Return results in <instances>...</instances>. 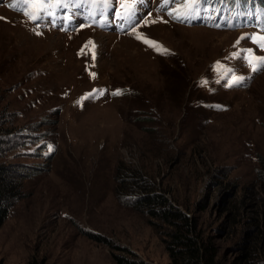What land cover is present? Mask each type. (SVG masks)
<instances>
[{
	"label": "rangeland",
	"instance_id": "1",
	"mask_svg": "<svg viewBox=\"0 0 264 264\" xmlns=\"http://www.w3.org/2000/svg\"><path fill=\"white\" fill-rule=\"evenodd\" d=\"M151 1L133 30L72 14L78 0L35 23L21 0H0L2 159L24 187L0 228V264H116L92 236L168 264L163 236L121 197L130 168L194 208L224 263L240 254L231 220L219 228L234 203L245 218L264 205V69L242 58L264 56L248 38L264 32L203 25L199 14L179 22L168 14L178 5ZM233 75L243 80L227 87Z\"/></svg>",
	"mask_w": 264,
	"mask_h": 264
},
{
	"label": "trees",
	"instance_id": "2",
	"mask_svg": "<svg viewBox=\"0 0 264 264\" xmlns=\"http://www.w3.org/2000/svg\"><path fill=\"white\" fill-rule=\"evenodd\" d=\"M226 1H230L231 7L236 10L235 18L253 11L252 8H248L244 0ZM257 4L263 7L264 0ZM6 138L4 129L0 125V228L7 220L14 204L22 198L24 190L23 181L13 177L9 165L2 159ZM262 172L264 177V169ZM120 177L126 189L121 193L124 203L148 217L149 224L163 236L162 240L170 257L168 264H228L220 259L212 238L204 232L203 220L193 214L194 208L177 199H170L163 186L137 170L132 168L128 171L122 170ZM221 186L222 193L225 197L228 196L226 185L221 184ZM237 196V193L232 195L228 204L231 205L232 199L237 200ZM202 206H205V203H202ZM243 207L241 201L238 204L234 203L230 208V216L226 215L219 228L220 230L227 228L231 220L232 229H237L236 236L230 234L234 231L229 235L233 239L237 237L234 239L235 248L240 254L230 264H264V205L259 209L255 204L249 213L252 215H247L246 218L241 213ZM244 219L248 220L247 225L244 224ZM240 226L243 227L242 230L241 228L239 230ZM92 237L110 247L116 264H153L108 238ZM30 264H38V261L34 259Z\"/></svg>",
	"mask_w": 264,
	"mask_h": 264
},
{
	"label": "snow or ice",
	"instance_id": "3",
	"mask_svg": "<svg viewBox=\"0 0 264 264\" xmlns=\"http://www.w3.org/2000/svg\"><path fill=\"white\" fill-rule=\"evenodd\" d=\"M21 2L32 9V12H25V15H28L34 23L43 19L45 15H54L53 13L49 12V9L52 7L59 8L70 6V0H21ZM85 2L90 5L107 6L112 2V0H78L77 6L82 5ZM72 3H77V0H72ZM170 3H175L178 5V7L174 8L172 11H169L168 14L177 21L183 22L185 19H190L191 17L198 15L202 10V6L206 3V0H164L163 6L167 7ZM138 4L139 0H121L119 5L122 9L120 18L131 23L133 30H135V24L132 22L135 20ZM215 26L218 27L219 25ZM248 38L251 39L253 43H256L259 48L264 49V35L254 34ZM137 39H141L144 43L149 44L157 51L162 52V54L168 51L167 49H163L162 46L158 45L157 42L151 41L147 37L137 34ZM241 39H244V37H241ZM237 44H239V41H237ZM242 52L244 54L242 58L247 61L251 71L256 72L258 70L264 69V56H256L252 49H244ZM233 56L241 57V52L234 53ZM223 67L224 66L221 65L220 62H217V71H221ZM227 71H231V69H228ZM94 75L95 74L93 73V76ZM242 80L243 77H237L233 75L230 82L226 86L233 87L234 85L240 84ZM203 84L206 85L207 81H204ZM112 94L121 95L123 92L122 90H116Z\"/></svg>",
	"mask_w": 264,
	"mask_h": 264
}]
</instances>
